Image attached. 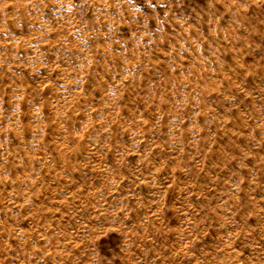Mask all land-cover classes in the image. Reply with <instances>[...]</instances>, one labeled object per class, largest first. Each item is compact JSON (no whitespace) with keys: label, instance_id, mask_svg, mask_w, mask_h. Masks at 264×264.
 Here are the masks:
<instances>
[{"label":"rangeland","instance_id":"374dc122","mask_svg":"<svg viewBox=\"0 0 264 264\" xmlns=\"http://www.w3.org/2000/svg\"><path fill=\"white\" fill-rule=\"evenodd\" d=\"M0 264H264V0H0Z\"/></svg>","mask_w":264,"mask_h":264}]
</instances>
